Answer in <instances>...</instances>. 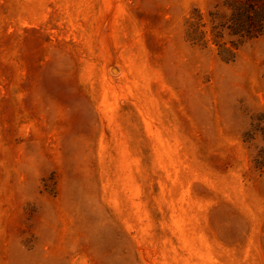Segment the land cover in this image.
Wrapping results in <instances>:
<instances>
[{
	"label": "rangeland",
	"instance_id": "obj_1",
	"mask_svg": "<svg viewBox=\"0 0 264 264\" xmlns=\"http://www.w3.org/2000/svg\"><path fill=\"white\" fill-rule=\"evenodd\" d=\"M226 0H0V264H264V35Z\"/></svg>",
	"mask_w": 264,
	"mask_h": 264
},
{
	"label": "trees",
	"instance_id": "obj_2",
	"mask_svg": "<svg viewBox=\"0 0 264 264\" xmlns=\"http://www.w3.org/2000/svg\"><path fill=\"white\" fill-rule=\"evenodd\" d=\"M225 6L229 13L212 26V33L220 56L228 62L246 41L264 35V0H226ZM260 158L262 165L264 156Z\"/></svg>",
	"mask_w": 264,
	"mask_h": 264
}]
</instances>
